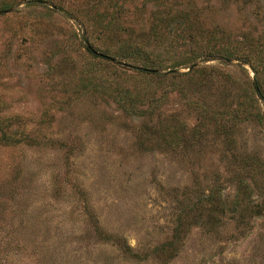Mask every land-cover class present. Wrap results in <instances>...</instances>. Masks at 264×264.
Instances as JSON below:
<instances>
[{
    "label": "rangeland",
    "instance_id": "obj_1",
    "mask_svg": "<svg viewBox=\"0 0 264 264\" xmlns=\"http://www.w3.org/2000/svg\"><path fill=\"white\" fill-rule=\"evenodd\" d=\"M173 2L233 42L264 41V0H0V122L18 140L0 143V264H264V211L231 206L240 168L210 131L188 149L163 144L161 126L185 137L198 114L171 79L140 73L146 62L126 53L144 50L162 69L180 58L164 43H132ZM98 14L106 26L114 19L112 31ZM200 67L211 73H195L203 87L185 94L212 109L236 106L254 76L238 60ZM242 136L261 165L243 173L264 206V126ZM215 187L226 207L211 225L206 206L190 207ZM176 226L175 248L158 252Z\"/></svg>",
    "mask_w": 264,
    "mask_h": 264
},
{
    "label": "trees",
    "instance_id": "obj_2",
    "mask_svg": "<svg viewBox=\"0 0 264 264\" xmlns=\"http://www.w3.org/2000/svg\"><path fill=\"white\" fill-rule=\"evenodd\" d=\"M153 1L163 2L164 0ZM173 4L177 6L176 9L172 8L174 12H168L163 15L157 12L158 14L154 17L153 23L148 28V33L144 37L145 39L141 42L132 41V43L136 44V47L139 48L141 45L147 44V42L150 43L149 41L157 42V45L164 43L165 46L160 49L177 50L180 58L174 59L171 66L162 69L159 68L161 67L159 62H154L149 56L145 55L146 52L144 50L140 51L139 49L134 51V48L126 52L129 57L142 59L146 62L139 67L136 66V69L140 70V73L160 75L171 79L169 85L181 94L184 105L195 110L198 114L199 120L187 131L185 137H182L183 133L180 134L182 136L178 135L176 130L177 128L183 130L182 126H171L170 124L164 127L161 126V128L159 127V133H157L160 135L165 146L173 148L181 147L183 149L191 147L203 134L209 133V131L212 135L220 138L219 141H221L223 150L226 149L229 152L233 164L240 168L236 187L237 191H240V195L236 194L232 200L231 206L233 207V212L241 216L243 209L246 208L251 215L260 214V212L264 211V206L262 202H259V199L254 198L249 180L243 172H255L261 168V165H258V160L249 154H244L241 149L245 147V143H241V139H243V126L253 124L264 126V113L260 111L257 105L258 99L264 100V41H260V39L251 40L248 36H244L242 40L233 42V40L224 35L222 30L210 26L207 27L200 11L196 9L189 10L177 2H173ZM114 13L109 16H114ZM100 15H97L96 23H100L103 28H106L105 32L112 31L113 27L110 28V24L114 19L109 18L106 26L102 22ZM117 17L119 18V16ZM91 47V44L86 45V48L93 56H97L98 53L110 56L107 50L97 51ZM203 50L206 51L204 52L206 54L204 57H201L202 54L200 53ZM214 59H221L224 62L238 60L241 64H247L254 72L250 84L242 89L241 100L232 108L215 107L212 109L198 103L185 94L188 89L199 90L203 87L201 82L203 80L195 78L194 74L197 73L202 77L210 74L211 72L208 71L206 73L205 68L200 67V62ZM157 64L159 67L156 66ZM179 66H184L188 70L179 72ZM209 69L212 70L213 67H209ZM177 75L184 78L185 82L183 84L172 81V77ZM120 98L122 99L121 107L126 112L130 111L129 108L134 104V101L131 100V95L126 93L124 96H120ZM2 123L0 122V143L12 144L16 139L3 130ZM200 144L208 145L206 142L198 143L197 145ZM219 188H211L207 194L202 192L200 194L202 197L198 198L196 206L191 205L190 207V209L201 208L196 211L201 213L202 208L206 206L208 210L206 222H209L211 225L219 223L220 213L226 207L225 202L220 197V195H223V189ZM179 236L180 228L176 226L171 239L167 243H161V245L156 247L158 252L175 248L173 244L179 239Z\"/></svg>",
    "mask_w": 264,
    "mask_h": 264
}]
</instances>
